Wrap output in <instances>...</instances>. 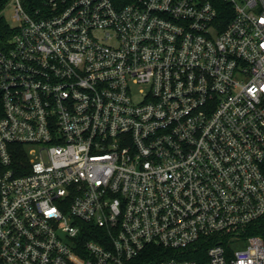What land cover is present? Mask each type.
I'll list each match as a JSON object with an SVG mask.
<instances>
[{"label":"built area","instance_id":"obj_1","mask_svg":"<svg viewBox=\"0 0 264 264\" xmlns=\"http://www.w3.org/2000/svg\"><path fill=\"white\" fill-rule=\"evenodd\" d=\"M0 16V264H264V0Z\"/></svg>","mask_w":264,"mask_h":264},{"label":"trees","instance_id":"obj_2","mask_svg":"<svg viewBox=\"0 0 264 264\" xmlns=\"http://www.w3.org/2000/svg\"><path fill=\"white\" fill-rule=\"evenodd\" d=\"M4 3L5 0H0V10ZM9 30H11V28L8 20L5 17L0 16V38L4 36L6 32H9ZM211 242L212 241L199 246L197 251L188 250L183 255L178 256H176L175 252L169 248L149 245L137 257L131 259L126 264H154L164 260H169L170 258H196L197 252H204Z\"/></svg>","mask_w":264,"mask_h":264}]
</instances>
